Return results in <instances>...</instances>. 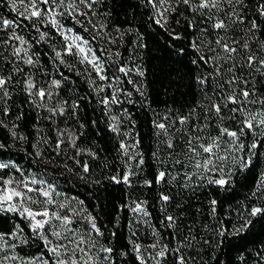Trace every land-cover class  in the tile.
Masks as SVG:
<instances>
[{"label":"snow or ice","instance_id":"snow-or-ice-1","mask_svg":"<svg viewBox=\"0 0 264 264\" xmlns=\"http://www.w3.org/2000/svg\"><path fill=\"white\" fill-rule=\"evenodd\" d=\"M140 4L151 9L152 23L191 50L190 62L199 69L193 77L198 90L193 104L165 107L163 112L152 108L139 61L141 36L126 40L130 33L112 22L108 0H0V8L7 5L15 14L6 18L0 13V128L7 129L13 141L28 144L16 123L27 104L37 112L38 139L30 145L31 152L24 149L26 155L63 167L90 184L101 183L93 175L95 162L114 169L108 174L111 182L154 194L150 204L129 193L120 209L127 210L129 218L109 232L83 199L62 194L58 181L46 178L48 173H32L0 158V215L19 218L10 231L0 232V264H132L133 259L135 264H208L202 254L206 248L212 249L215 261L216 249L229 237L264 227V171L243 201L229 206L227 217L218 214L217 199L209 201L208 216L215 224L188 216L186 203L177 199V192H187L191 195L186 200H199V190L211 186L230 191L236 176L251 172L264 158V0ZM37 45H47L50 51L41 53ZM65 69L84 79L109 117L119 168L102 160L99 151L80 148L83 133L67 126L86 97L62 96L68 84L75 83ZM133 92L153 114L154 144L147 156L130 111L121 108L113 114L114 106L137 103ZM20 96L17 106L14 97ZM13 110L15 119L6 122ZM44 120L48 127L40 129ZM126 122L131 124L127 131ZM7 147L0 143V149ZM157 209L159 215L154 216ZM116 227L127 229L126 245L117 246ZM35 242L42 245L35 255L21 254ZM249 257L252 264H264V249ZM239 259L249 264V259Z\"/></svg>","mask_w":264,"mask_h":264},{"label":"trees","instance_id":"trees-1","mask_svg":"<svg viewBox=\"0 0 264 264\" xmlns=\"http://www.w3.org/2000/svg\"><path fill=\"white\" fill-rule=\"evenodd\" d=\"M108 4L112 10V22L129 31L130 34L126 37L129 43L137 39V33L141 36L143 46L139 49L141 53L139 61L143 63L145 70L143 82L148 94V102L151 103L152 108L163 112L165 107L180 109L184 105L193 104L198 99V90L192 86L193 77L199 69L191 64L192 53L190 49H187L185 41L172 40L167 32L152 23L149 19L151 9L142 7L140 0H108ZM0 13L6 18H12L15 15L10 12L7 5L0 8ZM36 48L41 53L50 51L47 45H37ZM180 48H185V52L181 53ZM65 72L72 77L75 83H69L62 96L66 99L78 96L86 97L80 101L81 106L78 115L73 116L67 125L77 133H83L78 141V146L99 151L102 160L107 159L114 165V168H119L121 165L117 163L118 158L114 151V145L117 143L116 137L108 130L109 117L104 115L103 107L99 105L97 97L91 93L84 79L67 72L66 69ZM126 88L132 90L131 85H126ZM14 99L19 106L23 97H14ZM132 99L137 103L127 104L125 102L123 105L114 106L113 114H119L121 108H127L130 111L135 122L134 132L142 140V151L147 156L154 144L151 123L153 114L142 103L143 98L138 93L133 92ZM22 111L23 118L16 121L18 124L17 132L28 137V144L13 141L8 130L0 128V143L8 146L6 150L0 149V158L12 159L16 164L32 173H48L46 178L58 181L59 190L62 194L83 199L89 210L98 215L101 226H108L109 232L113 230V225L125 224L129 218L130 213L127 210H120L121 205L127 202L129 193L132 194L133 198L147 199L150 204L154 202L153 192L146 188L127 189L123 184L111 182L108 179V174H114V169H103V166L98 163L94 162L93 175L101 183L90 184L77 180L72 173L67 172L63 167L54 168L47 161L26 155L24 149L31 152L30 145L38 139L37 128L35 127L38 123V116L37 112L27 104L23 106ZM16 114V111L13 110L12 114L5 118L6 122L14 120ZM81 123L85 127L81 128ZM60 126L62 128L66 126L63 123V118H61ZM38 127L40 129L48 127L47 121H39ZM130 128L131 124L126 122L124 130L127 131ZM67 163L72 166L71 160ZM144 171L145 173L151 171L148 164H146ZM262 171H264V158L259 161L258 167L251 172L236 176V183L230 191H221L218 187L211 186L199 190V200L196 197L186 200V197L191 195L187 192L183 195L177 192V199L186 203L188 216L197 221L203 220L204 223L215 224V221L208 216L209 201L212 198L217 199L221 205L218 208V214L223 213L227 217L229 206H235L243 201L256 184ZM197 209L202 211L197 213ZM153 214L158 216V209ZM234 214L235 211L233 210ZM205 217L207 218L205 219ZM16 222H19V218L14 220L12 214L0 215V232L10 231ZM115 230L119 234L116 241L117 246L126 245L127 229L116 227ZM208 235H211V230H209ZM41 248L42 245L35 242L34 245L24 247L21 254L35 255ZM256 249H264V227L259 225L253 229L251 235L229 237L225 240L223 245L214 253L217 257L215 261L211 258L212 249L206 248L202 254L208 257V264H243V261L239 259L241 256L249 259V264H252L249 254L255 256ZM132 264H135L134 259Z\"/></svg>","mask_w":264,"mask_h":264}]
</instances>
